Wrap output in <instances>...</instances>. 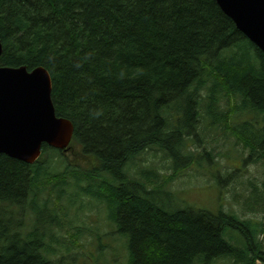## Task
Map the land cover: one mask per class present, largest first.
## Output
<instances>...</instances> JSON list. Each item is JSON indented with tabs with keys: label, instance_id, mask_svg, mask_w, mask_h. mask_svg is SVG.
Segmentation results:
<instances>
[{
	"label": "trees",
	"instance_id": "16d2710c",
	"mask_svg": "<svg viewBox=\"0 0 264 264\" xmlns=\"http://www.w3.org/2000/svg\"><path fill=\"white\" fill-rule=\"evenodd\" d=\"M0 38V66L50 72L68 150L87 163L48 144L34 163L0 152V264H118L116 233L122 264H264V221L158 203L219 131L264 162V51L217 0H0ZM154 149L168 176L127 171ZM252 189L250 209L264 181ZM92 209L109 225H88Z\"/></svg>",
	"mask_w": 264,
	"mask_h": 264
},
{
	"label": "rangeland",
	"instance_id": "374dc122",
	"mask_svg": "<svg viewBox=\"0 0 264 264\" xmlns=\"http://www.w3.org/2000/svg\"><path fill=\"white\" fill-rule=\"evenodd\" d=\"M222 132L219 131L216 134L217 146L212 153L213 144L207 146L205 141L203 145L198 141L196 147H191L192 149L197 148V151H200L199 153H202L203 156L165 186L169 196L167 197L163 193L158 203L168 209L191 207L206 209L214 213L223 210L229 214L236 213L242 220L264 221V200L260 205L255 204L253 209L250 207L254 205V202H251V205H246V202L249 201L246 198L254 199V195L251 194L253 191L252 181L257 180L258 183L264 181V162H256L249 149H244L234 136L221 135ZM66 153L70 161L87 164L83 159L74 157L69 150H66ZM205 153L211 154L206 156ZM142 157V160H139V157H137V161L132 160L126 167L127 171H131L136 176L139 175L138 177L153 176L158 172L161 176L166 177L172 172L170 169L172 161L166 156L165 151L154 149L152 152H145ZM146 158L149 159L146 160ZM85 217H88L86 221L94 229L101 224L109 225V222L104 220L101 215L97 217L93 209L87 210ZM108 228L109 226H106L103 231L107 232ZM112 231L111 234H115ZM259 236V239L264 242V233ZM87 237L91 242L94 241L92 234L88 233ZM225 237L232 243L242 238L240 231L233 228L228 229ZM109 242L112 243L114 249L108 250V258L122 264V260H125V256L128 255L127 247L125 245L122 247L125 239L116 233L112 238L105 239L106 244ZM218 261L231 264L229 260L220 259ZM216 264H221V262Z\"/></svg>",
	"mask_w": 264,
	"mask_h": 264
},
{
	"label": "water",
	"instance_id": "95a60500",
	"mask_svg": "<svg viewBox=\"0 0 264 264\" xmlns=\"http://www.w3.org/2000/svg\"><path fill=\"white\" fill-rule=\"evenodd\" d=\"M237 27L264 51V0H217ZM3 45L0 38V56ZM52 78L45 67L0 66V152L28 163L43 144L67 150L74 136L72 121L56 114Z\"/></svg>",
	"mask_w": 264,
	"mask_h": 264
}]
</instances>
